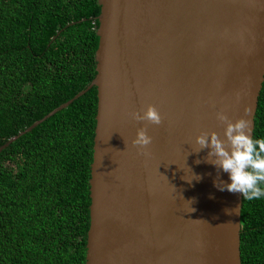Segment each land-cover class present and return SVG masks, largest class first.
I'll use <instances>...</instances> for the list:
<instances>
[{
  "label": "water",
  "instance_id": "1",
  "mask_svg": "<svg viewBox=\"0 0 264 264\" xmlns=\"http://www.w3.org/2000/svg\"><path fill=\"white\" fill-rule=\"evenodd\" d=\"M98 3L95 78L0 153L96 87L86 264H241L243 196L214 186L228 175L204 162L208 149L196 153V137L226 139L220 111L233 123L250 120L254 136L264 0ZM148 105L159 125L132 117ZM140 128L152 137L149 156L132 145ZM192 174L201 179L185 180Z\"/></svg>",
  "mask_w": 264,
  "mask_h": 264
},
{
  "label": "trees",
  "instance_id": "2",
  "mask_svg": "<svg viewBox=\"0 0 264 264\" xmlns=\"http://www.w3.org/2000/svg\"><path fill=\"white\" fill-rule=\"evenodd\" d=\"M100 13L98 0H0V147L95 78ZM97 107L93 87L0 153V264H86ZM240 250L264 264V198L243 199Z\"/></svg>",
  "mask_w": 264,
  "mask_h": 264
},
{
  "label": "clouds",
  "instance_id": "3",
  "mask_svg": "<svg viewBox=\"0 0 264 264\" xmlns=\"http://www.w3.org/2000/svg\"><path fill=\"white\" fill-rule=\"evenodd\" d=\"M245 115H248L247 109ZM132 117L155 125L161 123V115L153 105H148L142 115L132 113ZM216 118L225 125L223 134L226 139L220 138L214 131L202 132L196 137V144L199 146L196 153L208 149L204 162L217 169L218 177L221 171L228 175L230 182L217 179L214 186L220 191L240 193L248 201L264 198V137L252 136L251 122L246 118L242 117L233 123L223 111L217 112ZM151 142L152 137L144 128H140L132 145L138 148L139 154L149 156L150 153L145 149ZM200 162L196 161L197 164ZM192 179L199 181L201 177L192 174L190 180H185L191 182ZM232 211L235 213L236 209Z\"/></svg>",
  "mask_w": 264,
  "mask_h": 264
},
{
  "label": "bare ground",
  "instance_id": "4",
  "mask_svg": "<svg viewBox=\"0 0 264 264\" xmlns=\"http://www.w3.org/2000/svg\"><path fill=\"white\" fill-rule=\"evenodd\" d=\"M258 109V108H257ZM257 113V112H256ZM256 116V115H255ZM242 261V260H241Z\"/></svg>",
  "mask_w": 264,
  "mask_h": 264
}]
</instances>
